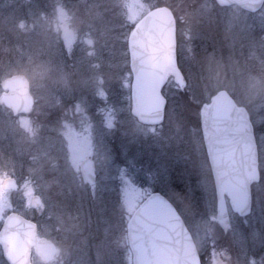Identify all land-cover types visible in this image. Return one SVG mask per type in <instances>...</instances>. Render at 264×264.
<instances>
[{
    "label": "rangeland",
    "instance_id": "rangeland-1",
    "mask_svg": "<svg viewBox=\"0 0 264 264\" xmlns=\"http://www.w3.org/2000/svg\"><path fill=\"white\" fill-rule=\"evenodd\" d=\"M152 5L169 7L178 20L177 67L184 80L180 87L169 72L163 88L169 101L157 124L141 121L129 97L125 103V96L109 97L108 73H100L101 60L108 59L103 48L119 54L124 34L129 37ZM108 8L110 16H102ZM213 23L225 34L218 53L206 56L201 49L210 36L202 32ZM72 51L88 63L75 70L83 73L76 79L71 64L58 59ZM15 73L30 81L34 107L28 114L14 115L1 100L2 80ZM118 76L131 95L130 74ZM220 89L248 109L263 171L264 6L250 13L214 0H0V222L10 212L31 219L43 212L45 234L58 247L53 264H131L119 220L159 191L188 216L198 247L213 252L205 264H253L264 246V186L255 184L251 214L230 210L224 228L198 129L202 104ZM86 157L97 175L88 187L80 170ZM6 177L18 188L4 189ZM189 179H198L206 216L189 205ZM34 195L42 200L36 208ZM0 264L6 263L0 258Z\"/></svg>",
    "mask_w": 264,
    "mask_h": 264
},
{
    "label": "water",
    "instance_id": "water-1",
    "mask_svg": "<svg viewBox=\"0 0 264 264\" xmlns=\"http://www.w3.org/2000/svg\"><path fill=\"white\" fill-rule=\"evenodd\" d=\"M220 6L237 5L249 12H257L264 0H216ZM131 68L134 74L132 98L134 113L143 122L155 124L164 119L166 99L162 89L172 68L182 77L177 67V41L175 18L167 6L147 13L134 28L130 40ZM4 89L1 100L13 114H28L34 107L29 78L23 73L5 77L1 82ZM201 128L206 152L213 173L216 195V219L224 227L230 225L232 210L241 216L252 210L251 182L260 180L259 153L254 126L248 109L239 105L226 89L217 91L210 102L201 109ZM83 181L96 183V166L92 158L81 164ZM4 189H17L14 178L3 181ZM250 192V202L243 210L237 205ZM41 198H32V206ZM175 214V228L169 223ZM31 226V227H29ZM37 225L23 215L12 212L0 230V244L10 264H21L9 257V240L13 237L24 244L26 252L22 264H33L32 249L45 262L56 257V244L46 238L37 239ZM132 264H201L194 237L174 203L159 191L152 192L139 205L128 227Z\"/></svg>",
    "mask_w": 264,
    "mask_h": 264
},
{
    "label": "trees",
    "instance_id": "trees-1",
    "mask_svg": "<svg viewBox=\"0 0 264 264\" xmlns=\"http://www.w3.org/2000/svg\"><path fill=\"white\" fill-rule=\"evenodd\" d=\"M111 7V6H110ZM156 7V5H152V7L150 8V10H152V8ZM111 9L108 8L107 11H104L102 14V16H104L106 14V16H110V11ZM149 10V11H150ZM197 28V27H196ZM198 31H195L196 33L199 32V27L197 28ZM196 30V29H195ZM213 30V31H212ZM178 31H179V26H178ZM205 35H208L210 36L209 40L207 41V45L202 47L204 49H201V50H205L206 54L204 53V55H208L207 53L209 52H213L214 54L215 53H218V49L219 47L221 48V45H222V42L223 41V34H225L223 32V29L220 26L218 27H215V23L211 24L209 26V32L203 30ZM208 33V34H207ZM128 32H126L124 34V40L121 41V48H120V53L119 54H114L113 50H109V49H106L104 50L105 48H103V51H102V57L105 56L106 58V55L108 57V59H100L102 62H101V69H100V73H105L107 72L108 74L105 73V76L107 77L108 76V79H109V82H110V85L112 86V92L110 93V96L109 97H115V99L118 101L120 99V96H125V100H124V103L127 102V98L129 97V100L131 99L130 98V89L128 90V87L125 89V92H124V89L120 86L119 84V81L121 82V80L119 79V76L121 77V75H124V74H127L129 73L130 74V66H129V50H128ZM198 34V33H197ZM208 36V37H209ZM199 37H201V32H199ZM200 40V39H199ZM201 41V40H200ZM110 44V42H109ZM111 46V44H110ZM201 46V45H200ZM200 46L197 45V49L199 50L200 49ZM106 47V46H105ZM223 47V46H222ZM106 52V53H105ZM72 57H73V60L71 59L72 57H67L64 56V57H61L59 55L58 59H59V62H62V63H65L63 62V59L67 62L68 65L71 64V71L74 72V70H85V64H88L87 63V60L83 57H81L82 59H84V63L81 61L80 57H77L76 56V53H74V51H72ZM114 55V56H113ZM104 58V57H103ZM80 59V60H79ZM69 62V63H68ZM75 62L76 63H79L82 67L80 68H73V66L75 65ZM83 63V64H82ZM78 65V64H77ZM107 69V70H106ZM117 74V75H116ZM119 84V85H117ZM117 85V86H116ZM122 89H123V93H122ZM196 89V90H195ZM113 90H115V95L113 93ZM195 90V93H197V95L200 96L201 94V91L202 89L200 87H195L194 88ZM217 92V91H216ZM215 91L210 93V95L212 96L213 94L216 93ZM105 95V93H104ZM209 95V96H210ZM210 96V97H211ZM118 97V98H117ZM207 100V99H206ZM169 101V100H168ZM167 101V102H168ZM240 104V103H239ZM201 104H199V107H200ZM198 129H199V132H200V138H201V141H202V136H201V129H200V120L198 119ZM206 156V154H203ZM204 156V157H205ZM262 169V168H261ZM260 169V170H261ZM210 176H211V173H210ZM211 179H212V176H211ZM213 181V180H212ZM189 186L192 190V193L190 194L189 196V200L191 199L192 200V203L193 204H189L192 208V210H195V212H197L198 214H204V216H206L205 214L207 213L206 212V208L204 207L203 205V200H202V197L200 196L201 194V191H200V187L198 185V179H189ZM214 183V182H213ZM263 184L264 186V169L263 171H261V183L260 185ZM157 189V188H156ZM185 189V187H184ZM256 194L255 192V185H253V196ZM119 198V195L117 197V199ZM171 199V198H170ZM119 200V199H118ZM172 200V199H171ZM173 201V200H172ZM174 202V201H173ZM176 203V202H175ZM102 206H104V203H102ZM194 208V209H193ZM200 211V212H199ZM204 211V212H203ZM192 212V211H191ZM190 212V213H191ZM196 213V214H197ZM185 217L188 221V216H186L185 214ZM184 217V218H185ZM243 218H247V217H243ZM242 218V219H243ZM35 221H37V218H33ZM124 228H126V225L123 226ZM125 235V234H124ZM121 240V239H120ZM125 242H126V238H125ZM201 253H202V259H203V264H205L206 262V258H211L212 256V253L211 251H208L206 253V251L204 250V248L202 249L201 247ZM216 256V255H215ZM253 258V264H264V246L261 247V250L258 251V253H255V256H252ZM252 264V263H251Z\"/></svg>",
    "mask_w": 264,
    "mask_h": 264
},
{
    "label": "flooded vegetation",
    "instance_id": "flooded-vegetation-1",
    "mask_svg": "<svg viewBox=\"0 0 264 264\" xmlns=\"http://www.w3.org/2000/svg\"><path fill=\"white\" fill-rule=\"evenodd\" d=\"M174 15H175V13H174ZM178 20H177V18H176V16H175V22H176V34H177V31H178V22H177ZM177 48H178V37H177ZM73 68H79V66H73ZM171 71H174V68H172L171 69ZM72 72V71H71ZM79 72V71H78ZM83 73L81 72H79V73H77V72H75V70H74V72H72V79H76V78H79V77H81V75H82ZM132 75V74H131ZM132 77V76H131ZM76 82V81H75ZM74 82V83H75ZM76 83H78V82H76ZM78 112H80V110H77V113ZM81 113V112H80ZM258 183H261V179L258 181V182H253L252 183V185H254V184H258ZM87 185V187L88 186H91V185H89V184H86ZM118 193H117V197H118ZM43 212H39V214H38V217H37V221H35L36 222V224H37V228H38V239L39 238H42V237H47V238H49L46 234H45V231H44V228H43V222H42V220H43ZM132 216V214H130V215H127V217L125 216V214L123 215V217L119 220V221H121V224L124 226V225H126V227L128 226V223H129V221H130V217ZM5 218V217H4ZM4 220V219H3ZM2 224H3V221H1L0 222V229H1V227H2ZM50 239V238H49ZM123 240H124V236H123ZM198 250H199V253H200V256H201V259H202V253H201V250H200V248L198 247ZM0 254H1V262H3V263H6V264H9L8 263V261L5 259V257H4V255H3V251H2V247L0 246ZM32 262H33V264H36V263H38V264H53V262H54V260L53 261H51V262H48V263H46V262H44V261H42L41 260V258H39L36 254H35V252L34 251H32ZM110 262H111V260H110ZM202 264H203V259H202Z\"/></svg>",
    "mask_w": 264,
    "mask_h": 264
},
{
    "label": "snow or ice",
    "instance_id": "snow-or-ice-1",
    "mask_svg": "<svg viewBox=\"0 0 264 264\" xmlns=\"http://www.w3.org/2000/svg\"><path fill=\"white\" fill-rule=\"evenodd\" d=\"M88 43L91 44L92 42L88 41ZM178 79H179V82L181 84H183L182 77L178 76ZM244 196H245V198L242 199L241 203L237 205L238 210H243L245 207H247L248 203L250 202V192H245ZM35 204L37 206H39V201L37 200L35 202ZM177 220H178V217H176L175 214H173L170 218V221H169V223L172 224L173 228H175L176 225L174 222ZM29 227H31V226H29ZM25 252H26V248H25L24 244L19 241L18 238L13 237L9 240V257H10V259L19 260L22 264ZM195 264H198V258L195 261Z\"/></svg>",
    "mask_w": 264,
    "mask_h": 264
},
{
    "label": "clouds",
    "instance_id": "clouds-1",
    "mask_svg": "<svg viewBox=\"0 0 264 264\" xmlns=\"http://www.w3.org/2000/svg\"><path fill=\"white\" fill-rule=\"evenodd\" d=\"M89 41H91V40H89ZM92 42V41H91ZM90 44V43H89Z\"/></svg>",
    "mask_w": 264,
    "mask_h": 264
}]
</instances>
